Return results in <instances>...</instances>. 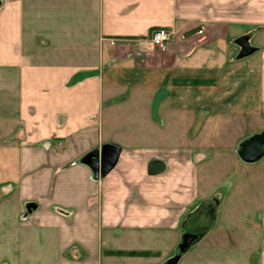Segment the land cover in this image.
<instances>
[{
	"label": "crops",
	"instance_id": "obj_1",
	"mask_svg": "<svg viewBox=\"0 0 264 264\" xmlns=\"http://www.w3.org/2000/svg\"><path fill=\"white\" fill-rule=\"evenodd\" d=\"M242 36L258 50L237 60ZM262 118L264 0H0V264H264V157L244 162L259 223L218 231L189 208L213 206L206 162L238 141L151 129ZM107 146L96 181L80 159Z\"/></svg>",
	"mask_w": 264,
	"mask_h": 264
},
{
	"label": "rangeland",
	"instance_id": "obj_2",
	"mask_svg": "<svg viewBox=\"0 0 264 264\" xmlns=\"http://www.w3.org/2000/svg\"><path fill=\"white\" fill-rule=\"evenodd\" d=\"M257 38L255 37L253 39V44L257 43ZM15 93V90H13ZM11 97V96H10ZM12 97H14L12 95ZM11 97V98H12ZM258 124L256 125H244L241 127H234V126H225V125H215L214 127H204L202 130L200 126H192V125H177L174 126V129H170V127L163 126L162 120H160L158 123H154L151 126V129L159 136L164 137L166 135L168 136H174L175 139H180L182 136H192V135H198L200 134H219L224 135L227 138V143L230 145H235L233 142H231L232 138H236L238 141L237 145H242V142L246 140L249 136H252L253 133H250L252 130L262 127L259 125L260 123H264V118L256 120ZM248 136V137H246ZM245 138V139H243ZM184 144L182 142H174V146H178ZM192 144V143H191ZM164 144L158 143L156 146H163ZM223 145H226L223 143ZM238 149V151H239ZM197 158L195 157L194 162H197ZM208 162L206 167L209 168L210 173H213L211 176V180L213 183H210L209 186V192L212 194L213 198V206L212 207H205V211H203V207L201 204V197L198 196L197 200L191 204V207L189 208V215L191 218H197L198 215L205 212L206 214H213L215 212L219 213V220L215 227L220 230H238L243 233H246V230L253 229L256 227L259 215H260V206H259V199L258 195L254 198H249L248 191L245 186L246 181V165L239 155H237V152L225 150L222 151L220 154H217L215 159ZM237 161V163H236ZM236 163V164H235ZM208 183V182H207ZM203 185L206 184L204 183ZM202 187V186H201ZM202 195V192H201ZM208 214V215H209ZM204 214L200 215L199 217L203 216ZM28 215L26 214V217ZM24 217V216H23ZM232 217V218H231ZM233 221V218L238 219L237 226L238 228L235 229L231 226L234 225L232 222H228L226 219H230ZM220 222V223H219ZM214 227V228H215ZM215 228V229H216ZM190 229L194 230L193 232L196 233L198 230L197 223L191 221L190 222ZM197 236V235H196ZM181 239V238H180ZM184 243L186 246H180L183 247L185 250L188 246V242L186 241L188 238L185 237ZM191 239V238H190ZM191 240H189L190 242ZM179 247V248H180ZM194 249H196L194 247ZM171 256V258H174V254H171L168 256V258ZM179 257V256H178ZM166 258V257H164ZM170 258V259H171ZM169 259V260H170ZM176 260V259H175ZM174 260V261H175Z\"/></svg>",
	"mask_w": 264,
	"mask_h": 264
},
{
	"label": "water",
	"instance_id": "obj_3",
	"mask_svg": "<svg viewBox=\"0 0 264 264\" xmlns=\"http://www.w3.org/2000/svg\"><path fill=\"white\" fill-rule=\"evenodd\" d=\"M235 45L240 48L237 60L244 59L258 48L253 47L249 42V36H242L235 40ZM120 150L117 147L107 146L101 152L94 149L80 159V163L91 169L92 177L98 181L101 177L108 174L116 165ZM239 157L245 163H255L264 157V131L244 141L238 151ZM156 167V166H155ZM161 170V165L157 166ZM158 169V170H159ZM31 211L30 207L28 208ZM191 244V242H190Z\"/></svg>",
	"mask_w": 264,
	"mask_h": 264
},
{
	"label": "built area",
	"instance_id": "obj_4",
	"mask_svg": "<svg viewBox=\"0 0 264 264\" xmlns=\"http://www.w3.org/2000/svg\"><path fill=\"white\" fill-rule=\"evenodd\" d=\"M173 32L167 28H160L153 32L150 38V44L153 47L158 48L160 51L164 52L167 49V43L170 41ZM114 44V41H111V45Z\"/></svg>",
	"mask_w": 264,
	"mask_h": 264
},
{
	"label": "trees",
	"instance_id": "obj_5",
	"mask_svg": "<svg viewBox=\"0 0 264 264\" xmlns=\"http://www.w3.org/2000/svg\"><path fill=\"white\" fill-rule=\"evenodd\" d=\"M130 255H132V256H141L142 257V256H146V253L145 252H131Z\"/></svg>",
	"mask_w": 264,
	"mask_h": 264
}]
</instances>
